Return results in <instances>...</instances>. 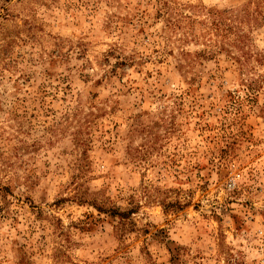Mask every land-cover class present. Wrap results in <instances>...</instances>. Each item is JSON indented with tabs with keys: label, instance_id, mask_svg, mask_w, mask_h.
Wrapping results in <instances>:
<instances>
[{
	"label": "rangeland",
	"instance_id": "rangeland-1",
	"mask_svg": "<svg viewBox=\"0 0 264 264\" xmlns=\"http://www.w3.org/2000/svg\"><path fill=\"white\" fill-rule=\"evenodd\" d=\"M0 264H264V0H0Z\"/></svg>",
	"mask_w": 264,
	"mask_h": 264
}]
</instances>
